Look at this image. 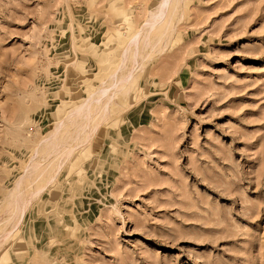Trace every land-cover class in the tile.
<instances>
[{
  "label": "rangeland",
  "instance_id": "rangeland-1",
  "mask_svg": "<svg viewBox=\"0 0 264 264\" xmlns=\"http://www.w3.org/2000/svg\"><path fill=\"white\" fill-rule=\"evenodd\" d=\"M0 264H264V0H0Z\"/></svg>",
  "mask_w": 264,
  "mask_h": 264
},
{
  "label": "bare ground",
  "instance_id": "bare-ground-1",
  "mask_svg": "<svg viewBox=\"0 0 264 264\" xmlns=\"http://www.w3.org/2000/svg\"><path fill=\"white\" fill-rule=\"evenodd\" d=\"M177 2V1H176ZM177 4V3H176ZM164 5V4H163ZM163 9H161V11H162ZM160 11V10H159ZM163 12V11H162ZM127 18V17H126ZM125 18V19H126ZM128 20V19H127ZM159 28V27H158ZM157 27L156 28H154L155 30H154V32H156V31H159V30H157L158 29ZM163 28V27H162ZM161 30V29H160ZM121 31V30H120ZM118 32V31H117ZM153 32V33H154ZM119 34H120V32H119ZM118 34V36H120V35H124L125 33H121L120 35ZM144 34V33H143ZM140 35V34H139ZM121 37V36H120ZM131 37V36H130ZM139 37V36H138ZM146 37V36H145ZM124 38V37H123ZM125 38H126V36H125ZM125 38L123 39V40H125ZM133 38V37H132ZM131 38V39H132ZM130 39V40H131ZM138 39V38H137ZM129 40V39H128ZM127 40V41H128ZM129 43H130V41H128ZM128 45V44H127ZM126 48V47H125ZM140 49H143V46H140V45H136V46H134V47H131V46H129V56H130V59L133 61V62H135L136 61V55H137V52H139L140 51ZM145 51V50H144ZM141 53V52H140ZM139 53V54H140ZM143 54V53H142ZM139 57H141V56H139ZM121 64V63H120ZM115 74V73H114ZM129 77H130V75H129ZM129 77H127V78H129ZM132 77V76H131ZM127 78L125 77V78H122V80H121V83L118 85V84H114V83H111L110 85H109V87H108V89L106 90V91H109V89H111L114 85V87H116L117 89H119V88H123V89H125L126 88V86H127V84H126V82H127ZM135 80V79H134ZM125 82V83H124ZM119 83V82H118ZM129 85V84H128ZM130 87V86H129ZM127 88H128V86H127ZM126 91V90H125ZM93 92V91H92ZM91 92V93H92ZM117 92V91H116ZM120 92V91H119ZM118 92V93H119ZM95 93V92H94ZM98 93V92H97ZM96 94V93H95ZM114 94H115V96H116V93L114 92ZM114 94L112 95V97L114 96ZM94 96H96V95H94ZM114 96V97H115ZM111 97V98H112ZM100 98V97H99ZM98 98V99H99ZM89 99V98H88ZM95 99V98H94ZM93 99V100H94ZM112 100H113V98H112ZM110 101V100H109ZM90 102H91V100H90ZM112 102V101H111ZM88 103V102H87ZM85 104V106L87 105V107H88V109L86 110V113H85V116L83 117V119H82V126H86L87 124H88V122L90 121V119H93V118H95L96 116H98L99 115V111H101V109L103 110V111H105V115H106V111L108 110H106V107L108 106V103L109 102H106L104 105L102 104V107L99 105V103H96V104H93V105H91V104ZM110 104V103H109ZM83 107L84 106H82L81 107V109H79V110H82L83 109ZM77 110V109H76ZM103 114H104V112H103ZM71 115V114H70ZM99 117V116H98ZM104 117V116H103ZM105 119V118H104ZM94 120V119H93ZM71 121H73V120H71ZM64 124V123H63ZM62 125V124H61ZM66 128V127H65ZM99 128V127H98ZM66 129H70V127H67ZM95 130V129H94ZM63 131V130H62ZM94 132V131H93ZM90 133V132H89ZM89 133L86 135V136H84L83 138H82V141L84 142V141H86L87 139H88V136H89ZM65 134V133H64ZM65 136V135H64ZM70 137V136H69ZM68 137V138H69ZM64 138V137H63ZM62 138V139H63ZM61 139V138H60ZM61 139V140H62ZM66 140V139H65ZM67 141V140H66ZM80 141V140H79ZM88 143V142H87ZM65 144V143H64ZM72 144V143H71ZM71 144H65L64 146V148H63V155H65L66 156V158L69 160V157L70 156H72V154H73V150H74V147L73 146H75V145H73V146H71ZM75 144V143H74ZM79 144V143H78ZM76 146H78L77 144H76ZM78 148V147H77ZM53 153V152H52ZM51 153V154H52ZM60 164V163H59ZM45 171V170H44ZM52 171V170H51ZM53 172V171H52ZM59 172V171H58ZM60 173V172H59ZM55 174V173H54ZM46 176V175H45ZM55 176H57V175H55ZM43 177V176H42ZM54 177V176H53ZM45 178V177H44ZM46 179V178H45ZM50 179H51V176H50ZM55 179V178H54ZM49 179H47L46 181H48ZM45 181V180H44ZM53 181V180H52ZM38 182H40V181H38ZM50 182H51V180H50ZM48 183H49V181H48ZM39 184V183H38ZM43 184V183H42ZM45 184V183H44ZM37 185V184H36ZM46 185V184H45ZM39 186H41L40 184H39ZM41 187H43V186H41ZM18 188V187H17ZM21 189V188H20ZM38 189H40L39 187H38ZM36 191H37V189H36ZM39 191V190H38ZM40 192V191H39Z\"/></svg>",
  "mask_w": 264,
  "mask_h": 264
}]
</instances>
